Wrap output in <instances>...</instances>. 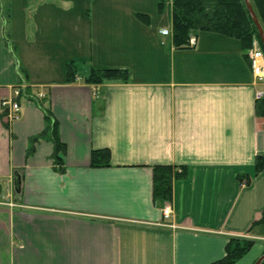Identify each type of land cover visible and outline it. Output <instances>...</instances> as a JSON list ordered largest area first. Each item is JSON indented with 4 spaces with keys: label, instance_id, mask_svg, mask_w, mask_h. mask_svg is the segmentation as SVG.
Returning <instances> with one entry per match:
<instances>
[{
    "label": "crops",
    "instance_id": "crops-1",
    "mask_svg": "<svg viewBox=\"0 0 264 264\" xmlns=\"http://www.w3.org/2000/svg\"><path fill=\"white\" fill-rule=\"evenodd\" d=\"M49 6L75 3L0 0V264H211L233 237L254 240L234 264H256L264 255V169L255 173L264 115L240 40L201 31L194 46L178 48L171 22L149 35L144 62L115 64L98 55L104 24L98 36L95 18L54 17ZM107 11L109 41L124 45L127 25ZM83 67L128 69L130 80L88 83ZM20 85V116L8 122L1 100ZM54 124L66 145L63 170L54 163ZM100 148L110 149L109 166L91 164ZM156 164L187 168L171 202L154 200Z\"/></svg>",
    "mask_w": 264,
    "mask_h": 264
},
{
    "label": "trees",
    "instance_id": "trees-1",
    "mask_svg": "<svg viewBox=\"0 0 264 264\" xmlns=\"http://www.w3.org/2000/svg\"><path fill=\"white\" fill-rule=\"evenodd\" d=\"M264 28V0H250ZM139 14V13H138ZM143 16L142 14H139ZM146 15V14H144ZM201 31H211L224 34L240 40L245 50L252 46L255 36L259 37L257 27L247 8L245 0H172V32L174 44L178 48L187 47L190 37ZM78 69L73 61L67 64V80L74 81ZM88 83H104L107 81H129L128 69L122 68H92L86 76ZM257 113L264 115V99L257 101ZM47 118L50 115L47 113ZM45 133L34 138V142ZM52 139L55 143V168L63 170L60 153L66 152V145L59 135L57 124L52 126ZM91 164L96 167L111 164L109 148L93 149ZM264 169V158L259 157L255 166L258 174ZM187 168L172 164H156L153 166V197L155 201L171 202L173 199V183L185 176ZM245 178L241 177L243 181ZM247 183L250 182L248 177ZM259 222H264L263 216ZM254 240L233 237L226 245L223 258L211 264H234L253 245Z\"/></svg>",
    "mask_w": 264,
    "mask_h": 264
},
{
    "label": "rangeland",
    "instance_id": "rangeland-1",
    "mask_svg": "<svg viewBox=\"0 0 264 264\" xmlns=\"http://www.w3.org/2000/svg\"><path fill=\"white\" fill-rule=\"evenodd\" d=\"M72 1L75 3V7L73 9L65 10L62 7L54 9L53 6H49V14L55 17L66 15L68 12H70V15L72 13L73 17L78 18V20L82 21L80 23H83L86 18L88 21H91V17H93L96 20V26L98 24V36L101 35L100 27L104 24L103 26L105 27V29H103L102 37L99 38L102 43V46H100V49L98 50V55L99 58L103 56V59L105 61H115L113 62L115 64L118 62L132 61L135 58L137 59V64H140V62H144V57L146 56L145 51L147 49L148 44L147 40L149 35L154 32H158L157 29H159L161 25H165L166 27L168 26L167 28L169 29L170 23L172 22L171 0ZM108 7L113 8V19L115 21L118 20L119 17H121L124 25H127V32L125 36L126 43L124 45H119L117 42H115V45H111L109 37L106 34L107 24L109 23V16L107 14ZM105 8L106 10H104ZM138 13L142 14L143 16L139 15ZM116 16H118V19H116ZM134 20L136 21V24L134 25V30L136 31L137 35L131 36V34L134 33L133 26L130 28L128 25L133 23ZM130 40L132 41L130 42ZM88 45V47L92 46V40H90ZM84 71L88 73V70L86 71L83 67L82 72L85 73ZM255 82L259 86L258 89H260V84L256 80Z\"/></svg>",
    "mask_w": 264,
    "mask_h": 264
},
{
    "label": "built area",
    "instance_id": "built-area-1",
    "mask_svg": "<svg viewBox=\"0 0 264 264\" xmlns=\"http://www.w3.org/2000/svg\"><path fill=\"white\" fill-rule=\"evenodd\" d=\"M196 44L195 36H191L188 42L189 46ZM247 57L252 70V74L255 80L260 84L261 88L255 93L257 101L264 99V47L259 37L255 36L252 42V46L247 50ZM26 85L16 86L13 89V97L3 98L1 100V106L5 115V119L8 122H12L19 118L21 112L20 98L26 95ZM41 98H45L44 93H40ZM173 213L170 203L165 204L163 207V215L165 219H170ZM168 223V222H167Z\"/></svg>",
    "mask_w": 264,
    "mask_h": 264
},
{
    "label": "water",
    "instance_id": "water-1",
    "mask_svg": "<svg viewBox=\"0 0 264 264\" xmlns=\"http://www.w3.org/2000/svg\"><path fill=\"white\" fill-rule=\"evenodd\" d=\"M245 2H246L248 10L250 12V15L252 16V18L254 20V23H255V25L257 27L259 37H260V39L262 41V44H263V47H264V28H263V26H262V24H261V22H260V20H259V18L257 16L255 10H254V8H253V5H252L251 1L250 0H245ZM20 185H21V176L18 173H16L15 174V186H16L17 189H19ZM263 261H264V255H262L257 260L256 264H262Z\"/></svg>",
    "mask_w": 264,
    "mask_h": 264
},
{
    "label": "bare ground",
    "instance_id": "bare-ground-1",
    "mask_svg": "<svg viewBox=\"0 0 264 264\" xmlns=\"http://www.w3.org/2000/svg\"><path fill=\"white\" fill-rule=\"evenodd\" d=\"M260 38V37H259ZM261 40V39H260ZM261 43H262V41H261ZM263 45V44H262Z\"/></svg>",
    "mask_w": 264,
    "mask_h": 264
}]
</instances>
